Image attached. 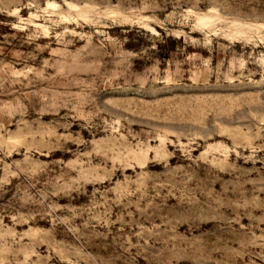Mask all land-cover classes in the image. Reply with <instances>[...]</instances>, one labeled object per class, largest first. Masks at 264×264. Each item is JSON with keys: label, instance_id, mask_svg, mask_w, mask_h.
<instances>
[{"label": "rangeland", "instance_id": "1", "mask_svg": "<svg viewBox=\"0 0 264 264\" xmlns=\"http://www.w3.org/2000/svg\"><path fill=\"white\" fill-rule=\"evenodd\" d=\"M0 264H264V0H0Z\"/></svg>", "mask_w": 264, "mask_h": 264}]
</instances>
